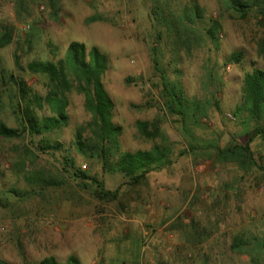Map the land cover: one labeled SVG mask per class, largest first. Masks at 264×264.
<instances>
[{
    "label": "rangeland",
    "instance_id": "obj_1",
    "mask_svg": "<svg viewBox=\"0 0 264 264\" xmlns=\"http://www.w3.org/2000/svg\"><path fill=\"white\" fill-rule=\"evenodd\" d=\"M170 1L177 9L193 1L200 4L206 19L198 23L199 32L219 20V46L199 35L190 51L175 54L167 39L154 51L158 26L151 18L150 0H60L58 19L48 0H0V34L7 27L15 30L14 42L0 48V119L17 127L10 107L11 73L24 78L34 93H47L46 78L25 72L17 61L22 68L31 61H57L70 43L82 42L109 57L103 82L115 103L114 121L123 128L121 152L161 144L144 139L137 128L138 121L160 120L174 161L132 186L122 174L106 172L100 159L80 156L73 145L75 132L91 115L84 97L70 94L69 125L48 136L62 150L43 154L29 136L0 140V261L35 264L54 256L65 263L75 255L83 264H264V251L253 249L255 238L264 240V142L252 144L258 166L249 172L217 162L213 154L179 157L190 144L247 143L255 122L246 124L234 113L242 103L245 75L264 70V26L255 17L239 19L218 0ZM95 15L104 21L88 24ZM240 51L242 62L230 61ZM162 72L199 102V122L185 125L166 112ZM67 154L76 169L103 182L107 190H118V199L100 200L91 180L82 183L74 169L65 171ZM35 177L47 183L35 182ZM237 236L251 242L249 254L232 250Z\"/></svg>",
    "mask_w": 264,
    "mask_h": 264
},
{
    "label": "trees",
    "instance_id": "obj_2",
    "mask_svg": "<svg viewBox=\"0 0 264 264\" xmlns=\"http://www.w3.org/2000/svg\"><path fill=\"white\" fill-rule=\"evenodd\" d=\"M24 2V0H19ZM55 9L54 19H58L60 0H48ZM151 18L158 26L157 46L158 51L164 39L173 45V52H179L186 48L191 50L194 40L198 43L197 36H205L217 47L219 46V33L222 24L219 20H211L204 32L197 30L198 23H204L206 12L197 1L184 5L177 9L170 0H150ZM222 7L233 12L239 19L247 20L255 17L264 26V0H218ZM104 21L101 16H92L87 23ZM14 28H5L0 34V48H5L14 42ZM243 52L233 53L230 61L239 64L243 59ZM157 70L160 69V59L154 57ZM109 57L97 46L88 49L82 42L69 44L65 56L57 61H31L26 68H22L20 62L16 64L25 72L32 75H41L46 78L47 93L45 96L34 93L27 85L24 78L11 73L9 81L14 87L12 103L10 105L17 127L10 126L0 119V140H21L25 136L30 137L34 148L43 153L50 154L60 151L63 145L53 141L49 135L60 134L69 125L68 108L70 106V94L76 93L84 97V108L91 115V120L80 125L75 132L73 143L77 153L85 159H100L103 169L112 174H122L129 180L132 186H137L152 172H158L171 166L172 150L167 145L169 138L161 128L160 120L138 121L137 128L141 136L155 142L161 140V144H155L149 150L121 152L120 137L123 134L122 126L114 121L115 103L105 88L103 77L109 69ZM162 75L163 89L161 99L166 112L171 116H178L185 125L189 122H199L201 105L196 99L189 98L182 85L171 81L164 72ZM47 111L48 115H40ZM234 116L242 117L245 123L255 122L251 132H247L248 141L245 145L231 141L224 147L216 143L190 144L188 151H183L179 157L192 154H208L215 156L217 162L233 163L245 172L258 166L252 151V144L257 140L264 142V70L254 69L244 77L242 88V103L238 106ZM41 139L37 142V138ZM27 156L31 163L34 162V154L29 149ZM26 158L23 161L25 167ZM65 171L67 168L75 170L74 177L82 181L91 180L96 186L95 195L102 201L115 202L118 199V190H107L103 182L88 175L86 172L76 169L75 161L68 154L64 156ZM35 182L47 183L42 177H35ZM56 185V182H49ZM58 185V184H57ZM254 250L264 251V240L254 239ZM251 242L241 236L233 240L232 250L238 253L249 254L252 251ZM0 264H8L0 261ZM35 264H83L79 257L69 256L65 263H61L54 256H48Z\"/></svg>",
    "mask_w": 264,
    "mask_h": 264
}]
</instances>
